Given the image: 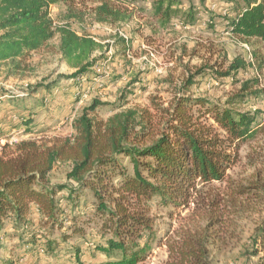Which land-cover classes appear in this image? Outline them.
I'll use <instances>...</instances> for the list:
<instances>
[{
    "label": "trees",
    "instance_id": "trees-1",
    "mask_svg": "<svg viewBox=\"0 0 264 264\" xmlns=\"http://www.w3.org/2000/svg\"><path fill=\"white\" fill-rule=\"evenodd\" d=\"M61 1L0 0V62L14 61L15 72L20 73L27 68L32 53L48 48L59 37V51L75 69L64 77L91 73L100 60L94 53L102 45L90 34H80L71 26L75 16L72 12L65 24L55 22L51 6ZM140 1L151 2V15L162 28L176 19L184 25L199 20L200 9L192 0ZM226 2L230 4L226 20L231 34L242 42L254 40L264 46V0ZM91 12L96 23L110 25L126 22L132 16L106 1ZM119 38L117 45L126 55L131 49L130 41ZM258 62L263 69L264 57H259ZM251 65L237 57L225 71L217 73L234 76ZM203 70L190 73L182 81L167 107L155 104L154 112L128 108L104 119L96 112L103 102L95 99L74 120V135L57 138L52 145L22 141L15 155L0 156V234L7 241L17 239L10 253L15 254L12 249L18 247L25 255L42 252L55 256L59 245L51 236L54 231H61L64 241L71 235L85 233L83 226L75 222L67 225L69 214L60 196L66 191V198L73 205L78 203L83 189L94 198L92 216L99 219L98 228L104 238L96 249L107 256L99 264H140L146 259L158 237L155 217L150 212L155 198L164 206L181 210L190 208L192 202L205 207L219 204L218 198L205 197L201 190L227 180L229 170L240 160L241 146L264 132V124L258 122L259 110L237 107L245 94L235 95L224 104L192 94L195 78ZM251 82L247 81L242 90L248 91ZM56 83H41L29 96L39 95L42 89L51 96L60 89L53 88ZM10 98L20 101L14 94ZM23 105L28 116L20 118L21 124L16 127L22 126L27 132L41 127L36 119L38 109L47 112L52 107L45 96L24 100ZM124 158L130 160L132 173L122 162ZM58 162L71 163L67 177L72 184H52L50 174ZM258 188H262V182L253 180L241 185L236 193L250 196ZM34 205L39 213L37 222L32 218ZM214 225L212 220L203 228H192L171 244L177 264H212L209 245ZM257 238L256 255L264 251V223ZM3 246L6 244L0 242ZM3 264L17 263L9 258Z\"/></svg>",
    "mask_w": 264,
    "mask_h": 264
},
{
    "label": "rangeland",
    "instance_id": "rangeland-1",
    "mask_svg": "<svg viewBox=\"0 0 264 264\" xmlns=\"http://www.w3.org/2000/svg\"><path fill=\"white\" fill-rule=\"evenodd\" d=\"M105 1L127 10L132 14L131 18L115 25L96 23L91 9ZM192 2L200 9L199 20L195 24L184 25L176 19L166 28H162L151 15L150 2L63 0L53 4L51 14L57 24L68 22L67 16L72 12L75 16L70 21L71 26L80 34H90L102 45L94 53L100 60L91 73L65 78L75 69L63 59L59 37H56L48 48L32 53L27 68L20 73L15 72L14 61L0 62V156L15 155L17 145L22 141L52 145L57 138L74 135V120L95 99L103 102L96 112L104 119L128 108L154 112L155 104L167 107L180 90L182 81L200 68L204 70L196 76L190 89L192 94L220 104L235 95L245 94V99L237 107L244 111L259 110L258 122L264 124V66L260 69L258 62L259 57H264V46L254 40L242 42L231 34L226 20L230 4L226 0H206L203 4L200 0ZM119 37L130 41L131 49L126 55L121 45H117ZM237 57H243L252 65L234 76L217 73V70L225 71ZM224 61L226 63L221 66ZM247 81H252L250 89L243 91ZM41 83H56L53 88L60 89L51 96L48 90L43 89L39 95L29 96ZM12 94L20 101L11 99ZM42 96L52 107L47 112L38 109L35 118L41 127L31 132L22 126L16 127L21 124L20 118L28 116V112L23 110L24 100ZM122 162L132 173L130 160L124 158ZM71 166L70 162H58L50 174L52 184H72L67 177ZM253 180L262 182V188L256 189V193L250 196L236 193L241 185L250 184ZM263 190L264 132L241 146L240 160L229 170L226 181L214 182L201 190L205 197L218 198L219 204L205 207L192 202L190 208L181 210L164 206L156 198L150 203L158 237L140 264H177L170 251L171 244L183 232L203 228L212 220L215 223L212 228L214 237L209 245L212 264L263 263L264 251L256 255V239L264 223ZM66 192L60 196L64 198L62 206L69 214L67 225L75 222L83 226L85 233L71 235L64 241L60 238L61 231H54L51 236L59 245L55 256L42 252L25 255L24 250L18 247L12 249L15 254H11L10 249L17 239L7 241L1 233L0 242L6 246L0 247V264L9 258L17 264H99L107 259L96 249L104 238L98 228L99 219L92 216V194L81 190L78 203L73 205L67 200ZM37 209L34 205L32 218L35 222L39 219ZM71 216L75 219L71 220Z\"/></svg>",
    "mask_w": 264,
    "mask_h": 264
},
{
    "label": "crops",
    "instance_id": "crops-1",
    "mask_svg": "<svg viewBox=\"0 0 264 264\" xmlns=\"http://www.w3.org/2000/svg\"><path fill=\"white\" fill-rule=\"evenodd\" d=\"M151 3V2H150Z\"/></svg>",
    "mask_w": 264,
    "mask_h": 264
}]
</instances>
